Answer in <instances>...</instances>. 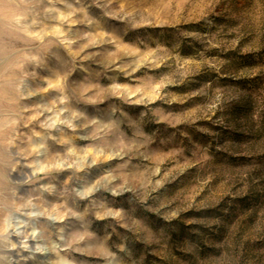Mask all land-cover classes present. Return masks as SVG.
<instances>
[{
  "label": "rangeland",
  "instance_id": "obj_1",
  "mask_svg": "<svg viewBox=\"0 0 264 264\" xmlns=\"http://www.w3.org/2000/svg\"><path fill=\"white\" fill-rule=\"evenodd\" d=\"M264 264V0H0V264Z\"/></svg>",
  "mask_w": 264,
  "mask_h": 264
},
{
  "label": "bare ground",
  "instance_id": "obj_2",
  "mask_svg": "<svg viewBox=\"0 0 264 264\" xmlns=\"http://www.w3.org/2000/svg\"><path fill=\"white\" fill-rule=\"evenodd\" d=\"M59 264H63V263H59Z\"/></svg>",
  "mask_w": 264,
  "mask_h": 264
}]
</instances>
